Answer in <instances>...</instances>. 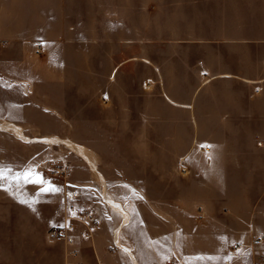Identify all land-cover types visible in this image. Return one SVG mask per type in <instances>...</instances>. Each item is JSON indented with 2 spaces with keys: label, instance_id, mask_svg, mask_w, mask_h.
I'll use <instances>...</instances> for the list:
<instances>
[{
  "label": "crops",
  "instance_id": "0c3cea01",
  "mask_svg": "<svg viewBox=\"0 0 264 264\" xmlns=\"http://www.w3.org/2000/svg\"><path fill=\"white\" fill-rule=\"evenodd\" d=\"M164 9L162 27L178 28V32L155 34L152 29L155 31L159 25L153 20L146 26L148 34L140 36L138 20L132 21L134 34L112 37L115 46L128 48L125 53L120 52L125 55L124 60L116 63L109 74L105 71L97 74L107 79L104 91L111 101L112 89L119 85L124 70H129L131 77L144 75L141 83L148 88V99L155 101V106H147L146 116L133 115L132 105L130 115L118 116L107 123L195 126L189 146L183 130L179 131L178 137L183 147L172 150L169 140L168 146L162 149L163 161L165 157L170 161V156H177L187 173L180 177L178 185L173 186L168 180H155L150 175L144 181L133 180L127 186L122 180L110 182L102 174L97 180H73L80 198V202L77 199L74 203L81 205L83 200L92 201L87 209L94 210L99 220L94 241H78L79 246L86 245L90 249L82 256L86 264H168L170 261L174 264H229L234 255L229 245L231 237L237 236L245 242L255 232L264 239V0H179L177 9H167V6ZM130 10L138 13L146 10L145 13L155 19L156 11L152 6ZM58 20L56 5L53 10L51 4L50 14L44 16L41 0H0V73L8 85L6 90L24 92L27 88H23L21 82L33 83L35 92L40 91L37 87L43 84L68 82L75 90L73 79L77 64L70 54L71 44L77 45L76 49L72 46V51L82 55L83 81L90 82V62L94 59L89 48L91 38L71 41L61 38L56 30L53 34V28H58ZM140 44L145 47L167 45L169 51L140 53ZM102 54L100 57H107ZM113 57L117 58L116 55ZM87 87L88 84H84L82 90L87 91ZM140 90L144 89L136 88L134 92ZM119 106L113 102L105 108L112 111ZM11 108L23 113L26 105L20 102ZM20 117L6 115L0 117V123L10 125L4 127L22 136L19 123L25 120ZM76 149H81V157L95 167L86 147L78 145ZM113 185L129 187L130 200L113 193L110 190ZM22 186L0 181V211L4 217L0 223V264H50V253L40 245L11 242L12 188L21 189ZM36 187L44 188L39 196L46 203H42L41 208L50 212L49 217H43L44 228L63 225L68 211L61 187L53 181H41ZM95 188L99 202L90 191ZM18 194L20 198L27 197ZM120 197L122 204L132 205L129 211L124 209L129 213L130 221L128 218L124 221L122 215L114 221L107 220L103 216L105 204L101 200L105 199L108 204L112 198ZM142 202L147 205V210L153 211L154 217L155 205L175 204L173 215L157 208L161 220L172 226L163 227V231L155 226L151 229L156 232L153 235L167 237L162 246L154 241L135 243L129 234L124 236L121 231L128 222L130 227L133 226L136 217L141 225H149L141 214L139 206ZM187 203L198 205L201 221L208 220L212 227L187 228ZM33 207L39 208V204ZM75 207L74 210L78 208ZM137 224L135 236L149 233L145 226ZM187 235L213 239L207 243L193 241L187 244ZM19 236L27 242L36 234L28 225ZM120 241L132 247L135 259L131 257L127 262L107 253V246L121 247ZM30 251L33 253L28 257ZM12 252H18L17 260H12ZM259 252L264 254V240L259 244ZM160 254L162 258H155L161 257Z\"/></svg>",
  "mask_w": 264,
  "mask_h": 264
},
{
  "label": "rangeland",
  "instance_id": "374dc122",
  "mask_svg": "<svg viewBox=\"0 0 264 264\" xmlns=\"http://www.w3.org/2000/svg\"><path fill=\"white\" fill-rule=\"evenodd\" d=\"M41 2L44 16L50 14L51 4L53 10H55V5L58 10V28H53V34L56 30L61 38L71 41H74V39H80L78 41H81L83 37L91 38L89 48L91 55L94 57L90 62L92 75L90 82L88 80L83 81L82 55L72 51V46L75 49L77 48L76 44H71L69 47L70 54L73 55V61L77 64L75 79H73L75 90H72V86L68 82V84L51 86L43 84L37 87L40 91L35 92L33 83L21 82V86L27 88V90L22 93L9 92L5 89L8 85L6 86V82H3L6 80L0 73V117L6 115L10 117L21 116L20 118L25 120L24 123H19L22 136L10 128L4 127L8 124L0 123V181H9L12 185H23L21 189L12 188V191H14L10 212V239L12 244L21 242L31 244L34 247L40 245L50 253L52 258L50 264H62V255H64V264H66L67 254L64 244L50 240L48 234L53 227L50 229L44 228L42 224L44 215L49 217L50 212L42 211L41 204L45 201L39 195L44 188L36 187L37 183L53 181L54 184L61 187L66 202V210L68 211L65 218L72 217L73 213H75L74 217H77L79 213L90 210V208H87L92 204L90 200H83L84 202L81 205L80 203L76 204L74 202L77 199V202H80V198H70V194L76 192L77 187L75 184L73 185V180H97L101 179L102 174L110 182L122 180L123 185L127 186L133 180L144 181L150 175V177H153L152 179H165L171 182L172 186L178 185L180 177L186 176L187 171L180 166V160L177 156H170V161L169 157H165V161H163L162 149L165 145L168 146L169 140L172 150L183 147L182 141L179 144L178 140L179 131L182 132L183 130L186 134L187 146H189L193 139L195 126L166 123H107L108 120L112 121L118 116L130 115L132 105L134 108L133 115L146 116L147 106L154 104L155 101L148 99V88L144 82L141 83L145 78L144 75L138 77L133 75L131 77L130 71L124 70L119 85L112 89L113 99L111 101L109 95L104 91L107 79L97 74L99 71H105L109 74L114 65L125 57L120 52L125 53L128 48L115 46L112 37L118 35L125 37L131 35V33L134 34V30L132 32L130 25L132 21L136 22L138 20V34L140 36L148 34L146 26L151 25L150 23L153 20L159 25L155 28V31L152 29L155 34L164 32L168 34L169 31L178 32V28H163L162 23L163 15L166 12L164 7L177 9L179 0H41ZM148 5L155 9V19L149 17L145 13L146 10L144 13H140L143 12L140 10L139 13L130 10L134 7L146 8ZM165 46L167 45L158 44L145 47L140 44L139 51L140 53L147 50L149 53L169 51ZM191 50H195V48ZM100 53L107 55V57H100ZM109 54L110 56H108ZM39 55L41 54L39 53ZM115 55L117 58L113 57ZM21 74H24L23 70H21ZM84 84H88V90L85 92L82 90ZM136 88L144 90L136 93L134 92ZM20 102L26 105L23 113H18L16 109L11 108L12 105ZM113 102L120 106L112 111L107 110L105 107L110 106ZM54 104L61 107H54ZM152 106H155V104ZM54 136L55 138H53ZM78 145L84 149L86 147L85 150L90 154L89 156L95 167L89 165L83 156L84 159L81 157L76 149ZM97 190L96 188L90 190L93 191L96 198ZM110 190L113 193L115 192L116 195L130 200L129 187L116 188L113 185ZM18 193L25 194L27 197L20 198ZM120 199L122 197L117 200L112 198L108 204L105 199L104 201L101 200L105 204L102 209L103 216L107 220L114 221L115 218H120L121 215L124 217V221L127 218L129 219L128 216L130 215L124 209L129 211L132 205L122 204ZM97 200L100 201L99 198ZM144 202L139 207L142 210L141 214L144 215L145 222L148 221L149 225L147 227L144 223L141 225L136 217L133 226L130 227V222H128L121 227V231L124 232V236L129 234V238L133 239L135 243L145 244L148 241L150 243L154 241L162 246L164 239L167 237L155 235L156 232L151 229L155 226L156 229L161 228V231H163V227L168 229L172 226L161 220L160 211L157 208L160 210L165 209L173 215L175 214V204H157L156 207L153 205L157 210H155L156 215L154 217L153 211L147 210V205L143 204ZM35 204H39L40 209L33 207ZM73 206L79 209L75 207L76 210H74ZM197 206L187 203V228L201 230L203 227H212L208 220L201 221L200 217L202 215L199 214L200 208ZM90 211L93 212L95 217L96 231L93 233L95 237L99 220L94 210L91 209ZM148 216L152 220L148 219ZM2 219L4 217L0 211V223ZM135 224L139 227L145 226L149 233L135 236L134 231L137 227ZM28 225L35 231L36 236H31L33 237L31 241L25 242L24 237L21 238L19 233ZM75 226L76 232L74 231L72 236H74L78 245L80 256L87 255L90 249L86 245L79 246L78 243L79 240H84L81 236L83 228L78 223ZM231 238L232 241H229V245L234 251V255L231 257L229 264L264 263V254L259 252V244L264 240L263 237L253 232L249 241L244 242L237 236ZM212 239L213 237L210 236H186L187 244L193 241L195 243H207L211 242ZM88 241L93 242L94 240ZM106 249L107 253L117 255L119 259L127 262L131 257L136 258L132 247H127L124 244L121 247L110 245ZM32 253L33 251H30L27 256L29 257ZM160 256L155 258H162L163 255L160 254ZM18 258V252H12V260ZM81 260L83 264H86V260L82 257ZM96 260L98 263L97 255ZM168 264L174 263L170 261Z\"/></svg>",
  "mask_w": 264,
  "mask_h": 264
},
{
  "label": "built area",
  "instance_id": "2783aa9c",
  "mask_svg": "<svg viewBox=\"0 0 264 264\" xmlns=\"http://www.w3.org/2000/svg\"><path fill=\"white\" fill-rule=\"evenodd\" d=\"M78 197L77 192H72L70 198ZM75 215V213H73ZM67 217L65 223L58 227H53L48 234V237L52 241L62 242L66 250V264H83L81 260L78 245L76 244L74 236L75 225L81 224L83 231L81 236L84 240L94 239L93 233L96 231L95 217L92 211L86 210L83 213H79L77 217ZM76 232V231H75ZM264 264V263H263Z\"/></svg>",
  "mask_w": 264,
  "mask_h": 264
},
{
  "label": "bare ground",
  "instance_id": "6f19581e",
  "mask_svg": "<svg viewBox=\"0 0 264 264\" xmlns=\"http://www.w3.org/2000/svg\"><path fill=\"white\" fill-rule=\"evenodd\" d=\"M78 152L81 153V154H83V151H81V149H79ZM86 153H87V152H86ZM86 153H85V154H86ZM87 155H88V154H87ZM87 155H86V156H87ZM87 157H88V156H87ZM87 157H86V158H87ZM88 160H90V159H88ZM89 162H90V161H89Z\"/></svg>",
  "mask_w": 264,
  "mask_h": 264
},
{
  "label": "snow or ice",
  "instance_id": "6c2138e0",
  "mask_svg": "<svg viewBox=\"0 0 264 264\" xmlns=\"http://www.w3.org/2000/svg\"><path fill=\"white\" fill-rule=\"evenodd\" d=\"M45 190H49V189H45Z\"/></svg>",
  "mask_w": 264,
  "mask_h": 264
}]
</instances>
